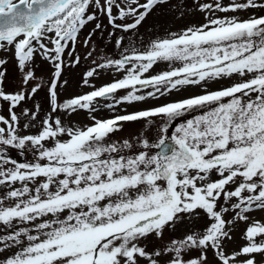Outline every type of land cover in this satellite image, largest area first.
<instances>
[{"label": "snow or ice", "instance_id": "obj_1", "mask_svg": "<svg viewBox=\"0 0 264 264\" xmlns=\"http://www.w3.org/2000/svg\"><path fill=\"white\" fill-rule=\"evenodd\" d=\"M164 2L0 0V51L13 54L21 75L19 88L9 91L0 71V231L6 230L0 264H209V250L217 264H264L257 259L264 257V223L249 224L239 251L229 254L224 243L232 239L234 222L264 211V16L206 17L205 24L153 40L143 50L119 36V58L93 59L84 74L82 84L93 90L58 99V89L68 85L64 68L81 59L66 61L65 53L73 57L85 25L102 15L113 29L134 34ZM200 8L264 9V0H232L227 6L214 0ZM102 27L95 24L85 48ZM36 55L52 65L50 81L37 77ZM158 62H168L170 70L145 77ZM6 63L0 58V67ZM100 69L124 76L96 88L89 78ZM233 77L239 82L207 90L209 81ZM186 86H199L203 94L109 119L92 115ZM44 87L50 112L41 117L39 104L34 110L23 105ZM120 90L127 92L117 98ZM80 110L89 112L92 125L69 126L59 115ZM139 121L144 132L112 140L122 122ZM229 212L232 218L225 219ZM204 217L208 226L182 239L152 250L144 243L151 236L162 240L178 222Z\"/></svg>", "mask_w": 264, "mask_h": 264}, {"label": "rangeland", "instance_id": "obj_2", "mask_svg": "<svg viewBox=\"0 0 264 264\" xmlns=\"http://www.w3.org/2000/svg\"><path fill=\"white\" fill-rule=\"evenodd\" d=\"M145 0H140V3H144ZM223 6H227L232 3V0H219ZM236 2H243V0H236ZM208 3H214V0H166V2L161 3L153 8L152 12L146 16L145 20L141 23L135 33H125L119 30H115L108 24V18L106 16H100L98 21H93L85 25V27L79 33L78 42L75 46V51L73 57H68L67 51L65 53V60L73 59L75 56H79L80 63L75 67H66L64 68L62 79L68 81V85L63 89H58L59 91V101L63 102L66 99H70L74 96H79L93 90L92 87L84 86L82 84L84 74L94 65L92 60L95 59L98 62H103V58L114 59L119 58L120 49L116 48L115 40L119 36L125 37V43H127L129 38H132L136 46L145 49L149 43L158 38H167L172 33H181L184 29L192 26H200L205 24L206 17L208 19L220 17H232L237 16L241 19H247L251 16H264V9L261 8H250L246 11H237V12H220L215 11L207 12L202 11L200 5ZM262 13V15H260ZM115 14V10H114ZM100 22L103 27L99 30H96L92 36L91 44L89 48H85L83 45V40L89 32H92L95 29V24ZM118 23L120 21H117ZM110 32H115V35L110 36ZM51 47V45H49ZM95 48L92 57L85 59L87 53ZM71 48V45H70ZM0 58L6 59L7 63L0 67V71L5 72L4 76V85L6 90L18 89L20 86L21 75L18 67L16 66V60L11 52L5 53L0 51ZM36 75L37 77H42V82L50 81L51 74L54 71L52 65L47 61L42 59L39 55L35 57ZM174 66H180L177 62ZM168 62H158L149 70L148 73H145L144 76H152L160 74L164 71H169ZM100 75L95 78H89L91 83L99 88L102 85L111 83L114 79H121L124 76L123 72H116L115 69H100ZM234 82H239V79L236 77L233 78H223L217 81H209L207 84L208 91L219 90L223 87L230 86ZM35 83V82H32ZM32 83L29 84L31 88ZM150 89L142 90L148 91ZM204 89L199 86H186L180 91L173 90L170 94L161 96L157 99L147 98L145 101L134 102V103H121L117 105L114 109L101 107L98 111L93 113L99 119H109L115 114H128L135 111L147 108H154L160 105L167 104L169 102L182 100L195 95L203 94ZM127 90H120L116 93L117 98L125 95ZM112 100H100V104H112ZM39 104V116H44L50 112V104L48 100V89L47 87L42 88L36 93V95L31 99L24 102V107L34 110L35 105ZM16 111H19L17 109ZM2 114L7 115L6 111ZM61 118L65 121L66 124L73 127L90 126L93 124V120L90 118V114L86 110H80L76 113H73L71 116H66L63 113H59ZM22 122H28L27 117H21ZM38 123V121H37ZM123 128L121 131L115 132L112 134V140L119 141L123 139H128L135 136L137 133L144 132L146 129L143 127L144 121L139 122H122ZM28 131L34 133L38 131V128H31ZM171 131V130H170ZM63 139H67L64 137ZM156 151V150H154ZM9 155L14 156L16 159L20 160L16 154L15 150H10ZM216 178V177H214ZM232 212H229L225 215V219L232 218ZM250 219L248 221H236L231 225V240H225V250L230 254L234 251H239L240 248L247 243L243 238L246 228L253 221H259L264 223V211L258 210L248 214ZM209 221L206 217L196 220L189 221L185 220L183 222H178L175 228H168L165 230L163 239L157 240L155 236H151L147 241H144L148 245V249L152 250L162 243H167L172 239H182L184 236L189 234L194 229L202 230L208 226ZM21 227L30 225H19ZM6 234V230L0 231V235ZM13 252L16 251L15 248L12 249ZM10 253L5 252L4 255L7 256ZM199 253L192 252L193 257L197 256ZM209 264H217L216 260L213 257L211 250L208 252ZM242 259V257H241ZM258 260L264 261V257L257 255Z\"/></svg>", "mask_w": 264, "mask_h": 264}, {"label": "trees", "instance_id": "obj_3", "mask_svg": "<svg viewBox=\"0 0 264 264\" xmlns=\"http://www.w3.org/2000/svg\"><path fill=\"white\" fill-rule=\"evenodd\" d=\"M260 15H262V13Z\"/></svg>", "mask_w": 264, "mask_h": 264}, {"label": "bare ground", "instance_id": "obj_4", "mask_svg": "<svg viewBox=\"0 0 264 264\" xmlns=\"http://www.w3.org/2000/svg\"><path fill=\"white\" fill-rule=\"evenodd\" d=\"M152 12V11H151Z\"/></svg>", "mask_w": 264, "mask_h": 264}]
</instances>
